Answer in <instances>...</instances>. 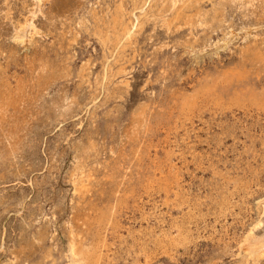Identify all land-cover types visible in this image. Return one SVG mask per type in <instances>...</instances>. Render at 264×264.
Returning a JSON list of instances; mask_svg holds the SVG:
<instances>
[{
    "label": "rangeland",
    "instance_id": "1",
    "mask_svg": "<svg viewBox=\"0 0 264 264\" xmlns=\"http://www.w3.org/2000/svg\"><path fill=\"white\" fill-rule=\"evenodd\" d=\"M116 13L133 32L113 51ZM263 47L264 0H0V264H69L103 208L104 264H264L240 247L264 234V110L240 106L264 94Z\"/></svg>",
    "mask_w": 264,
    "mask_h": 264
},
{
    "label": "bare ground",
    "instance_id": "2",
    "mask_svg": "<svg viewBox=\"0 0 264 264\" xmlns=\"http://www.w3.org/2000/svg\"><path fill=\"white\" fill-rule=\"evenodd\" d=\"M36 1V0H35ZM40 1V0H38ZM193 1V0H192ZM146 3V2H145ZM224 3V1H223ZM39 6V5H38ZM117 7V6H116ZM213 7V4H212ZM139 8H142L139 7ZM121 8H119L118 10H120ZM221 9V8H220ZM121 11V10H120ZM143 10H141L142 12ZM210 10H208L207 12H209ZM66 12V11H64ZM96 12V11H95ZM207 12H205L207 14ZM218 12V8H215L213 10V15L211 17L212 21L213 19L216 18V14ZM63 14V13H62ZM122 14V13H121ZM133 14V13H132ZM212 14V13H211ZM210 14V15H211ZM67 15V14H66ZM122 16V15H121ZM195 16H197V14H195ZM199 16V15H198ZM197 16V17H198ZM219 16V15H218ZM210 17V16H209ZM191 18V17H190ZM195 18V17H194ZM201 18V17H200ZM102 19V18H101ZM198 19V18H196ZM195 19V20H196ZM194 20V19H193ZM192 19H190L191 23L194 24V22ZM194 20V21H195ZM200 20V19H199ZM222 20V19H221ZM187 21V20H186ZM188 22V21H187ZM197 22V21H196ZM201 22H207V20L204 18L203 21L201 20ZM199 23L198 21V25L202 24ZM220 22V21H219ZM134 22L132 21V25ZM189 23V22H188ZM209 23V22H208ZM206 24V23H205ZM212 25V24H211ZM129 26V25H128ZM126 26L123 22L122 19L119 17V14H113L110 18V25H108V27L110 29H112V31L109 32H105L101 35L103 41L105 43H108L109 41L111 42L112 46H113V51H115L117 48H119V46L122 44L123 41H125V39H127L130 35L132 31V27H128ZM192 26V25H191ZM196 26V24H195ZM196 26V27H197ZM203 26V25H202ZM210 26V25H209ZM134 28V27H133ZM198 28V27H197ZM209 28V27H208ZM262 48V47H261ZM264 48V47H263ZM259 49V48H258ZM118 50V49H117ZM112 51V53H113ZM263 51V50H262ZM246 53H248V51H246ZM245 53V54H246ZM257 53V51H256ZM114 54V53H113ZM242 55V54H241ZM262 55L261 58L264 59V53L260 54ZM246 56V55H245ZM256 56V55H255ZM241 57V56H240ZM246 59V58H245ZM252 60V59H251ZM32 62V61H31ZM106 64H107V60H105L104 64H103V72L101 74L102 76V80H104L103 78L105 77V68H106ZM242 64V63H241ZM245 65V64H244ZM248 69V68H247ZM236 70V69H235ZM251 70V69H250ZM231 73V77L235 76L237 78H242L245 74L243 69L242 71L240 70H236L233 73L232 72H228L224 75L225 79L229 78V74ZM257 75V74H256ZM51 76V75H50ZM259 76V75H258ZM35 77V76H34ZM53 78V77H52ZM259 78V77H258ZM43 79V78H42ZM48 80V79H47ZM101 80V81H102ZM27 81V80H26ZM43 81V80H42ZM9 83L10 81L8 80H4V78L2 79V77H0V114L1 113H6V111L9 108V105H11L15 100V95L12 94V89L9 87ZM47 85V84H46ZM44 87V86H43ZM236 87V86H235ZM45 88V87H44ZM213 88V87H212ZM211 88L209 86H205V88H201L199 90L196 91V94H191L188 95L187 97H185L182 102L180 103V108H179V117L178 118H189V114L193 112V110L196 107V103H198V98L200 97V94H206L208 91H210ZM37 91V90H36ZM216 93V91H215ZM220 94V93H219ZM249 99H243L240 102V106L242 108H247V107H253L256 110H264V94L260 93H254L253 95H249L248 96ZM29 104V103H28ZM15 107V105L13 106ZM253 111V110H252ZM226 114V113H225ZM220 115V114H219ZM194 116V114H193ZM146 118V117H145ZM145 120V119H144ZM183 120V119H182ZM188 121V119H187ZM253 123V122H252ZM251 124V123H250ZM146 125V124H145ZM144 125V126H145ZM182 125V123H181ZM183 126V125H182ZM145 128V127H144ZM178 130V129H177ZM11 131V130H10ZM9 131V133H10ZM177 132V131H175ZM137 135V134H135ZM133 134V136H135ZM176 135V134H174ZM171 136V135H170ZM134 139V138H133ZM143 139V137H142ZM152 140V139H151ZM146 141V140H145ZM174 142V141H173ZM9 144V143H8ZM141 144V143H140ZM144 144V143H143ZM171 144V143H170ZM174 144V143H173ZM11 146V144L9 145ZM139 146V145H138ZM145 146V145H144ZM13 147V146H12ZM11 147V148H12ZM89 147V146H88ZM178 147V146H177ZM14 148V147H13ZM138 148V147H137ZM141 148V147H140ZM89 150V148H88ZM141 150V149H140ZM172 150V149H171ZM13 151V149H12ZM134 151V150H133ZM11 152V151H10ZM140 153V152H139ZM89 154V153H88ZM135 154V153H134ZM143 154V153H142ZM173 156V155H172ZM135 157V156H134ZM136 158V157H135ZM138 158V157H137ZM132 163V162H131ZM130 163V164H131ZM134 163V162H133ZM129 164V166H130ZM141 164V163H140ZM144 164V163H143ZM173 164V163H172ZM139 166V165H138ZM142 166V165H141ZM140 166V167H141ZM150 166V165H149ZM133 167V166H132ZM137 167V166H136ZM175 167V166H174ZM173 167V169H174ZM118 168V167H117ZM148 168V167H147ZM132 169V168H131ZM113 170V169H112ZM117 170V169H114ZM126 170V169H125ZM128 170V169H127ZM130 170V169H129ZM141 170V169H140ZM145 170V169H144ZM169 170V169H168ZM171 170V169H170ZM120 172V170H119ZM124 172V171H123ZM134 172V171H133ZM146 172V171H145ZM114 173V172H113ZM138 173V171H137ZM152 173V172H150ZM125 174V173H124ZM123 174V175H124ZM139 174V173H138ZM137 175V174H136ZM176 175V174H175ZM174 175V176H175ZM148 176V174H147ZM141 177V175H140ZM139 177V178H140ZM131 178V177H129ZM128 178V179H129ZM138 178V177H137ZM142 178V177H141ZM106 179V178H105ZM120 179V178H118ZM136 179V178H135ZM145 179V178H144ZM127 180V179H126ZM146 180V179H145ZM168 178L167 176L164 174L163 171H161V169L154 174L153 177H151L150 179H148L147 182H145V188H152L154 185H157V187L162 186V185H166ZM177 180V179H176ZM114 181V180H113ZM119 181V180H117ZM144 181V180H143ZM120 182V181H119ZM123 182V181H122ZM129 182V181H128ZM127 182V183H128ZM131 183V182H130ZM107 184V183H106ZM141 184V183H140ZM143 185V184H142ZM171 185V184H170ZM236 185V184H235ZM117 186V185H116ZM124 186V185H123ZM126 186V185H125ZM137 186V185H136ZM172 186V185H171ZM102 187V186H101ZM135 187V186H134ZM177 187V184H176ZM122 188V187H120ZM133 189V187H132ZM138 190V189H137ZM91 191V190H90ZM103 191V190H102ZM101 191V192H102ZM100 192V193H101ZM177 192V191H176ZM118 193V192H117ZM152 193V192H151ZM166 193V192H165ZM101 195V194H100ZM178 195V194H177ZM147 196V195H146ZM149 196V195H148ZM152 196V194H151ZM155 196V195H154ZM176 196V194H175ZM125 197V196H124ZM122 195L120 194H116L115 191V195L114 198L116 200H119L120 202L123 201ZM150 197V196H149ZM101 198V197H100ZM103 198V197H102ZM140 201V200H139ZM110 202V201H109ZM117 203V202H116ZM104 205V204H103ZM263 205V204H261ZM99 207V206H98ZM111 207V206H110ZM95 209V208H94ZM97 209V208H96ZM264 209V206H263ZM262 210V209H261ZM95 211V210H94ZM93 213V212H92ZM114 215H115V210L114 209H101L98 212L94 213V215L92 216L93 221L96 223V229L95 231L91 234L90 236V240L85 244L83 241H71L68 245V252H69V256H70V262L69 264H104V257L107 254H104V250L107 246V240H106V236H107V230L110 226L113 225L114 223ZM259 215L261 216V213H259ZM91 216V215H90ZM88 216V217H90ZM263 217V216H262ZM87 220V219H86ZM257 221V220H255ZM83 223V222H82ZM87 223H89V221H87ZM85 224V223H84ZM260 224V220H258L255 224L253 223L252 227L246 232V234L243 236V238L241 239V244L240 247L243 248V250L245 251L246 254V258H249L251 260H256L258 259L260 256L264 255V234L257 236L254 234V228L257 227ZM86 225V224H85ZM260 226V225H259ZM88 229V228H87ZM256 229V228H255ZM89 230V229H88ZM91 233V232H88ZM114 234V233H113ZM164 237L166 236V234L163 235ZM87 238V237H86ZM85 238V239H86ZM78 239V238H77ZM84 239V240H85ZM163 238L161 236H156L154 237V242L155 244H159L160 242H162ZM167 240V239H166ZM164 241V240H163ZM168 241V240H167ZM240 241V240H239ZM163 247V246H162ZM238 247V246H237ZM241 249V248H240ZM166 250V249H165ZM242 250V251H243ZM239 252V251H238ZM241 252V251H240ZM239 252V253H240ZM244 253V252H243ZM43 255V254H42ZM47 256V255H46ZM67 256V255H66ZM27 257V256H26ZM51 258V257H50ZM53 258V257H52ZM264 258V257H263ZM42 259V258H41ZM45 260V259H44ZM33 261V260H32ZM40 261V260H38ZM259 261V260H258ZM255 262V261H254ZM42 264V263H41Z\"/></svg>",
    "mask_w": 264,
    "mask_h": 264
}]
</instances>
